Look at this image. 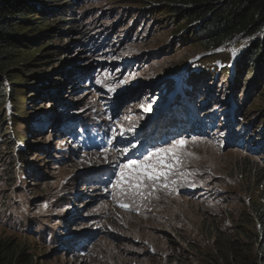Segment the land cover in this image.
<instances>
[{"label":"rangeland","instance_id":"1","mask_svg":"<svg viewBox=\"0 0 264 264\" xmlns=\"http://www.w3.org/2000/svg\"><path fill=\"white\" fill-rule=\"evenodd\" d=\"M81 2L84 38L64 56L65 93L53 106L47 100L34 106L46 112L33 117L45 128L49 148L30 162L45 178L9 191L0 164V238L20 244L34 264H223L228 254L224 258L213 250L202 223L248 243L238 238L237 227L250 219L251 205L263 199L264 184L245 176L244 167L263 161L244 155L249 145H238L242 122L227 106L229 97L208 102V87L198 85L189 95L186 79L206 56L204 50L194 40L172 39V25H158L168 17L164 6L145 9L142 0ZM35 52L24 51L21 58L27 61ZM58 59L52 67L58 68ZM12 67L7 79L15 84L14 112L25 116L31 92L20 66ZM250 75L249 70L245 79ZM166 83L169 93L160 90ZM181 88L187 94L174 100L171 94ZM260 90L264 93V86ZM256 94L248 109L259 111L264 102ZM162 114L181 133L175 140L186 141L184 151L192 155H182L169 189L146 188L151 194L143 199L121 195L112 187L116 162L156 149L146 145L144 132L159 125ZM248 114L257 124L250 132H259L264 111ZM10 122L14 138L23 142L25 123L12 116ZM169 138L157 148L167 147Z\"/></svg>","mask_w":264,"mask_h":264},{"label":"trees","instance_id":"2","mask_svg":"<svg viewBox=\"0 0 264 264\" xmlns=\"http://www.w3.org/2000/svg\"><path fill=\"white\" fill-rule=\"evenodd\" d=\"M81 1L0 0V131L4 129L0 133V164L5 167L3 178L9 191L20 190L21 185H33L45 178L44 173L37 171L30 162L32 156L43 154L49 148L43 140L45 128L37 127L36 118L33 117L34 114L41 116L46 112L34 109V106L46 100L53 106L52 102L58 99L59 94L65 93L69 73L64 56L71 48L82 46L84 38L82 29L85 18L79 14ZM142 1L146 3L145 9L152 5L166 8L168 17L157 22L166 28L172 25V39L182 36L194 40L204 50L206 56L199 61V68L195 67L186 79V84L191 81L190 85H186L189 95H192L191 89L198 85L208 87V102L215 103L217 96L222 100L229 97L227 106L233 111L232 115L242 122L239 130L243 133H240L241 143L238 145H249L250 149L244 155L259 157L263 161L245 165V176L262 179L264 184V126L260 127L259 132H250L257 124L248 119V112L259 115L264 111V103L262 110L248 109L251 97L256 92V96L264 102V93L260 90L264 86V0ZM24 51L36 52L26 61L21 58ZM58 56L61 58L58 59ZM57 59L60 66L52 67ZM15 64L20 66L17 69L19 72H24L22 76L26 92H31L26 99L25 116L14 112L12 97L15 84L7 79L9 70H13ZM249 70L251 75L245 79L244 75ZM213 79L216 82H211ZM217 82L220 86H217ZM170 88L162 89L169 91ZM52 106L49 110L51 116ZM11 116L25 123L27 137L22 139L23 142H18L21 139L13 136ZM161 131L173 138L179 137L170 126L168 117L161 118L159 126L153 129L154 134ZM251 137H256V140L252 141ZM32 138H39L40 142H30ZM0 204L4 205V202ZM251 206L250 219L245 225L238 226L236 231L238 238L248 243L223 235L216 224L202 223L213 250L221 257L228 254L223 264H264V197ZM0 264L34 263L20 244L13 239L0 238Z\"/></svg>","mask_w":264,"mask_h":264},{"label":"snow or ice","instance_id":"3","mask_svg":"<svg viewBox=\"0 0 264 264\" xmlns=\"http://www.w3.org/2000/svg\"><path fill=\"white\" fill-rule=\"evenodd\" d=\"M97 83L100 82L97 81ZM186 144L184 140H173L167 147L146 151L145 154L129 158L123 163L116 162L118 171L114 174L115 182L112 187L119 189L121 195L130 194L132 197L138 196L141 199L151 194V192L145 193L146 188L169 189L170 184L175 185L176 183L175 180L169 181V177L175 174L174 169L182 163V155H192L184 151ZM119 206L129 208L127 203H120Z\"/></svg>","mask_w":264,"mask_h":264},{"label":"clouds","instance_id":"4","mask_svg":"<svg viewBox=\"0 0 264 264\" xmlns=\"http://www.w3.org/2000/svg\"><path fill=\"white\" fill-rule=\"evenodd\" d=\"M185 78H186V77H184L183 79H181L180 82L183 81V80H185ZM165 81H167V80H165ZM166 84H167V83H166ZM166 84H163V86L160 87V90H162V92L164 91L165 93H169L170 90H169V91H165V90L162 89V88H166V87H164V86H166ZM168 85H171V84H168ZM184 92H185V89H184V88H181V89H180V92H179L178 95H180V94H181V95H184ZM178 95H175V96H178ZM175 96H174V93L171 94V97H173L174 100L176 99ZM161 116L166 117V118L168 117V116H166L165 114H162V115H160L159 117H161ZM159 120L161 121V118H159ZM157 126H159V125H156V126H154L153 128H148V131L152 132L153 129H156V128H157ZM148 131H146V132H148ZM153 133H154V132H153Z\"/></svg>","mask_w":264,"mask_h":264}]
</instances>
